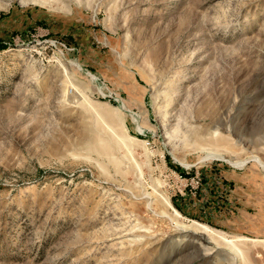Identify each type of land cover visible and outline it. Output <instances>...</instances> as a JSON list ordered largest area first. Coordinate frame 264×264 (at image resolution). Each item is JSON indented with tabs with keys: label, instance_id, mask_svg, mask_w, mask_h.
Listing matches in <instances>:
<instances>
[{
	"label": "rangeland",
	"instance_id": "374dc122",
	"mask_svg": "<svg viewBox=\"0 0 264 264\" xmlns=\"http://www.w3.org/2000/svg\"><path fill=\"white\" fill-rule=\"evenodd\" d=\"M0 264H264V0H0Z\"/></svg>",
	"mask_w": 264,
	"mask_h": 264
},
{
	"label": "built area",
	"instance_id": "2783aa9c",
	"mask_svg": "<svg viewBox=\"0 0 264 264\" xmlns=\"http://www.w3.org/2000/svg\"><path fill=\"white\" fill-rule=\"evenodd\" d=\"M180 178L182 179V176H180ZM191 183L193 184V188H196L197 190L198 189L200 190L199 192L197 190L195 192H191L192 200H195V199L196 200L197 199L199 200L201 198H204V204H206V202H208L207 199L209 197H205L207 192H206V190L205 191H203V190H204V185H206V184L203 183L202 176L200 177V175H197L196 178H192ZM200 196H202V197H200ZM205 198H206V200H205ZM206 208L207 207H205V209ZM208 210H210V208ZM202 213L207 214L206 211L205 212H202Z\"/></svg>",
	"mask_w": 264,
	"mask_h": 264
},
{
	"label": "bare ground",
	"instance_id": "6f19581e",
	"mask_svg": "<svg viewBox=\"0 0 264 264\" xmlns=\"http://www.w3.org/2000/svg\"><path fill=\"white\" fill-rule=\"evenodd\" d=\"M195 229L197 230V233H199L202 237L206 238L207 240L217 241V239L215 238V233H213L207 226L197 224Z\"/></svg>",
	"mask_w": 264,
	"mask_h": 264
},
{
	"label": "trees",
	"instance_id": "16d2710c",
	"mask_svg": "<svg viewBox=\"0 0 264 264\" xmlns=\"http://www.w3.org/2000/svg\"><path fill=\"white\" fill-rule=\"evenodd\" d=\"M206 185H208V186H207V189H206V192H207V193H206V196H205V197H209V198L207 199L208 202H206L205 205H208V204H210V183H207ZM200 197H202V196H200ZM201 199H204V198H201ZM201 199H199V200L197 199V200H198V203H200V200H201ZM195 200H196V199H195ZM205 200H206V198H205ZM208 207H210V206H207V208H208Z\"/></svg>",
	"mask_w": 264,
	"mask_h": 264
}]
</instances>
